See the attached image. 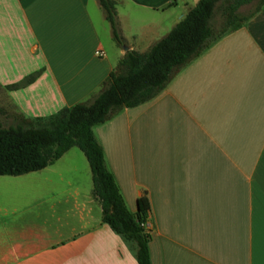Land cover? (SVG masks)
I'll list each match as a JSON object with an SVG mask.
<instances>
[{
	"label": "crops",
	"instance_id": "1",
	"mask_svg": "<svg viewBox=\"0 0 264 264\" xmlns=\"http://www.w3.org/2000/svg\"><path fill=\"white\" fill-rule=\"evenodd\" d=\"M114 1L117 50L98 0H0V86L16 112L86 100L127 48L145 50L197 0ZM93 132L128 209L149 199L150 264H264V5ZM92 187L77 146L0 174V264H138L134 242L101 221Z\"/></svg>",
	"mask_w": 264,
	"mask_h": 264
},
{
	"label": "trees",
	"instance_id": "2",
	"mask_svg": "<svg viewBox=\"0 0 264 264\" xmlns=\"http://www.w3.org/2000/svg\"><path fill=\"white\" fill-rule=\"evenodd\" d=\"M111 27L113 40L125 44L114 0H98ZM248 12L240 7L253 3ZM264 5V0H197L170 30L145 50L127 48L86 100L61 107L54 113L30 116L12 112L14 123L0 125V174L18 175L54 162L71 146L85 154L92 172V194L100 205L101 221L135 244L138 264H150L146 221L150 203L146 194L137 197L135 211L128 209L93 126L108 120L124 107L154 97L176 73L197 57L211 41L241 27ZM219 12L220 21L215 24ZM35 70L7 89L32 82Z\"/></svg>",
	"mask_w": 264,
	"mask_h": 264
},
{
	"label": "rangeland",
	"instance_id": "3",
	"mask_svg": "<svg viewBox=\"0 0 264 264\" xmlns=\"http://www.w3.org/2000/svg\"><path fill=\"white\" fill-rule=\"evenodd\" d=\"M253 6H254V2L249 3V4H245V5L240 7V11L242 13H246L251 8H253ZM220 19H221L220 14H219V12H217L215 15V24L217 26H218ZM105 43L109 46H115L114 47L115 50H117L118 46H124L125 45V44H123V45L117 44L115 41L113 43V41L111 39L110 40L108 39V41H106ZM5 93H6V90L2 86H0V125H8V124L14 123V120H13L11 113L16 112L13 105L11 103H9V100L7 99Z\"/></svg>",
	"mask_w": 264,
	"mask_h": 264
},
{
	"label": "built area",
	"instance_id": "4",
	"mask_svg": "<svg viewBox=\"0 0 264 264\" xmlns=\"http://www.w3.org/2000/svg\"><path fill=\"white\" fill-rule=\"evenodd\" d=\"M96 49L100 51L102 49V45L100 43L96 44ZM146 224V223H145Z\"/></svg>",
	"mask_w": 264,
	"mask_h": 264
},
{
	"label": "water",
	"instance_id": "5",
	"mask_svg": "<svg viewBox=\"0 0 264 264\" xmlns=\"http://www.w3.org/2000/svg\"><path fill=\"white\" fill-rule=\"evenodd\" d=\"M125 48H127V47L125 46Z\"/></svg>",
	"mask_w": 264,
	"mask_h": 264
}]
</instances>
